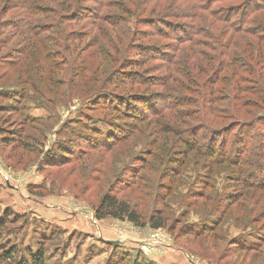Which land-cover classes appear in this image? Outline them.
Returning a JSON list of instances; mask_svg holds the SVG:
<instances>
[{"label":"rangeland","instance_id":"rangeland-1","mask_svg":"<svg viewBox=\"0 0 264 264\" xmlns=\"http://www.w3.org/2000/svg\"><path fill=\"white\" fill-rule=\"evenodd\" d=\"M191 1L193 6V0L188 3ZM243 1L246 0H229L226 6L216 4L215 10L227 13L229 7ZM4 7L8 14L2 21L14 19L9 4ZM120 7L119 0H109L101 10L103 21L97 26L91 20L66 26L71 36L52 46L46 55L34 56V62L17 59L14 64L8 63L5 56L0 60V221H6L0 228V264H18L27 259L30 249L39 247L44 248L46 264H157L151 257L163 256L170 249L189 264H264V127H254L251 120L264 116V108L249 107L248 114H243V109L237 111L242 112L241 119L249 127L237 128L232 138H227L224 126L236 120L237 112L231 104L238 92L232 89V74L227 69L223 74L216 71L222 63L232 69L235 57L247 58L240 49L244 45L257 48L260 40L227 31L222 38L226 43L223 54L218 52L216 62L210 66L199 64L200 71L191 62L196 58L200 61V48L183 44L163 58L172 56L175 63L171 77L187 89L176 84L161 87L163 68L168 64L155 60L147 64L154 69L153 74H125V58L131 54L132 59L136 57L132 49L139 41L134 40L126 52H121L124 45L115 39L121 28H127L132 35L141 34L158 22L147 13H139L141 17H133L131 11L124 14ZM257 16L264 21V12ZM149 21L152 25H147ZM225 27L215 23L213 28L220 35L225 33ZM3 29L5 38L17 34L11 26ZM192 39H196L195 44L202 40L199 36ZM157 41L162 40L154 38L151 42ZM260 45L264 50L262 40ZM116 48L120 54H115ZM54 65L55 71L50 68ZM183 69L190 75L188 82L182 77ZM130 76L149 82L131 86L126 82ZM117 78L122 83L118 87ZM214 78L228 81L214 86ZM147 84L154 86L147 89ZM257 90L264 93V89L252 91ZM109 91L127 98L119 102L122 111L103 108L110 100ZM167 92L181 96L190 106L178 107L176 102L175 109L165 111L168 104L162 98ZM144 93L151 97L140 98ZM211 94L219 109L213 115L217 118L210 117L217 132L214 143L211 133L201 138L203 130L198 126L200 107L209 106ZM246 97V105H255L259 94ZM124 105L132 114L141 111L148 115L140 119L128 112L122 115ZM109 128H120L125 141H116L108 150L90 148L105 145L114 135ZM244 129H252L254 140L243 155L242 138L235 142L233 136ZM99 132L104 139H98ZM194 132L198 141L189 139ZM4 135L12 136L9 144L2 140ZM61 144L76 146V156H70L60 166H48L51 156H47H54ZM212 146L220 156L216 161L211 159V152H206ZM239 165L244 168L242 173ZM131 184L143 188V200L138 204L144 220L149 222L155 211H162L164 228L154 230L149 223L140 228L126 221L96 220L94 210L101 198L110 191L130 193L127 188ZM108 221L110 226H106ZM192 227L209 234L198 239L181 235L182 229L191 232ZM113 231L119 241L124 237L127 242L130 236L138 241L134 247L108 241L106 233ZM154 233L159 234L164 249L143 253L139 242L151 239ZM239 244L256 247L257 252L241 251Z\"/></svg>","mask_w":264,"mask_h":264},{"label":"trees","instance_id":"trees-1","mask_svg":"<svg viewBox=\"0 0 264 264\" xmlns=\"http://www.w3.org/2000/svg\"><path fill=\"white\" fill-rule=\"evenodd\" d=\"M119 1L121 2L120 10L124 14L129 15L130 13H127L126 11H131L132 16L138 15V17H141L139 13H147V15L149 14L150 17H154V20H156L159 25L152 26L153 29L143 31L141 34H137L136 32L133 33V35L130 31H127V28H121L119 34L116 35V41L119 44L124 45L121 52H126V49H128L132 45L134 40L139 41V45L135 44V47L132 49V53L136 52L134 55L136 57L132 59L133 56L131 54L129 55V58H125L123 64H128L127 69H131L128 71L127 69H124L125 74H132L133 72L153 74L152 71L154 69L147 64L150 62H154L155 60H159L168 64L163 68V73H165V82L163 81V83L159 85L161 87H168L170 84H176L182 89H187L182 82L176 80V78L171 77L174 74V67L172 66L175 62L172 61V56H168L166 57L167 59H164V54H170L176 51V49L180 48V46L183 44H193L192 46L196 45L195 47L200 48V52L198 53L200 61H197L196 58L195 61L191 60V62H193V64L195 65L193 66V68L200 71L199 64L210 66L214 62H216L215 60L218 56V52L219 55L223 54L226 48V43L223 42L222 38L226 36L227 31L241 37L247 35L260 40L259 42H257V48H253L252 45L247 48V46L244 45L243 49L241 48L240 51L243 50L244 54L247 55V58L235 57L231 62L232 69H230L229 67L225 68L224 64L222 63L218 66L216 71L223 74V71L227 69L228 72L232 74L230 78V82H232V89H237L238 92L237 95L233 98L234 104H231L234 112L243 109V114H248L247 108L249 107L256 109H259L260 107L264 108V93L260 90L255 91V93L252 91L253 89H264V50H262V46L260 45L261 40L264 42V21H261L257 16L260 15V13L264 12V0L243 1L240 4L229 7L227 13L223 14L218 13L215 10V6L216 4L226 6L225 4L229 0H193V6H191L193 2L191 1V3H188V0H182L185 1L184 3H181V0ZM108 2L109 0H0V60H2V58L5 56V62L8 63L14 64L17 59L21 61L32 60L34 62V56L43 53H45L46 55L49 49L52 48V46H55L59 41H65L67 38H69V36H71L65 31L66 26L74 23L81 24L84 20H91L92 25L95 26H97L98 22H102L103 17L101 15V10L102 8L108 6ZM7 4H9V7H11V11L14 12L12 16V18L14 19H5L4 21H2V18H4L6 14H8V8L6 9L4 7ZM152 5L153 7H151ZM231 9L233 10L232 12ZM19 10L21 11V14L18 13ZM212 18L214 21L212 20ZM215 23H222L226 26V29L224 28V34H216L215 29L213 28L215 26ZM147 25H152L151 21L147 22ZM8 26L13 27L17 34H13V36L10 38H5L3 28H6ZM180 30L184 31L182 32L183 34L181 33L182 35L179 33ZM177 33L182 37H178ZM2 36H4V39H1ZM196 36L202 38L200 44L194 43L196 39L193 40L192 38ZM154 38H160V40L162 41L151 42ZM204 38L205 40H203ZM164 39H166L169 43H164ZM214 45H216V47H213ZM9 46H12V49L10 51H7L8 53H5V48H8ZM165 47L167 48L165 49ZM117 52L118 48L115 49V54H120ZM98 67L102 68V65ZM50 68L55 71L56 66L54 65ZM133 68H139V71H136L137 69ZM166 72H169V75H167ZM182 77L187 82L189 81L190 75L188 74L186 69L182 70ZM126 80V82L130 83L131 86L139 85L141 83L146 84L149 82L145 79L134 80L131 76ZM214 80V86H216V84H221L228 81L226 79H218L216 81L215 78ZM116 81V86L118 87L121 81L118 78L116 79ZM243 84L246 85L242 87ZM256 84H258L259 87ZM153 86L154 84H147L146 88L148 89L149 87ZM258 94V102L255 105L252 103V105H246L247 95L255 96ZM109 95L110 100H108V102L103 105V108H113V111L118 112L122 111L123 109L122 106L120 107L121 103L119 102L120 100L126 101L127 98L123 94H119L114 91H109ZM139 96L140 98L145 97L146 99L151 97L146 93L140 94ZM212 96L213 94H211V97H209V106L205 105V107H200L201 111L199 112V116L201 117V119H198V126L203 130V133L201 132V138L206 139L208 135L205 134L211 133L210 137H212V143H214L216 142L215 135L217 132L213 128L212 124H214V122L210 117H215L213 115L218 113L219 109L215 105L216 100L212 99ZM146 99L141 100V102H144ZM162 101L168 104V106L166 107L167 110L165 111L175 109L174 104H176V102L178 103V107H180L181 105H185L187 107L190 104L189 102L184 101L181 96H176L174 92L165 93ZM115 102L117 103V107H115ZM145 102L142 105H144ZM100 104H102V99L100 100ZM197 104V102L194 103V105ZM126 106L127 105L123 106L125 111L121 113L122 115L130 111V109ZM127 114L135 115V117H137L138 119L148 115V113H144L141 111H137L136 114H132L130 112H128ZM234 116L236 117V120L232 121L231 124L224 126L226 130L223 131V134L227 132V138H232V133L237 128L246 129L249 127L248 122L241 119V117L243 116L242 112H237L234 114ZM251 120L254 122V127H256L257 125L261 126L262 128L264 127V116L254 117ZM109 129L111 130V134L114 135L108 138L107 142H104L105 145L97 146L98 144H94L90 146V148L95 149L97 147H101L104 150H108L110 149L111 145L116 143V141H125L124 137L121 136V133L123 132L120 128ZM245 129L240 134L233 136L234 138H236L235 142H238V140L242 138L240 142V152H242L243 155L247 152L248 148L252 146L251 144L254 140V137L252 135L254 133L252 132V129L251 132ZM199 130L200 129H198L197 131ZM190 134L191 136L189 137V139L194 141L199 140L196 135L197 132ZM98 136V139H104L103 133L99 132ZM11 138L12 136L4 135L2 137V140L5 143L9 144ZM191 143L193 145L197 144L193 142ZM221 143L222 142H220V144ZM77 146L80 148L79 145ZM125 151L127 152V150ZM74 152H76V146L75 148H72L68 145L61 144L57 148L56 153L53 154L54 156H47V158L51 156L49 161H47V165L60 166L62 165V163H64L65 160L70 159V156H76V153ZM206 152H211L210 154L213 155L211 156V159L215 161L218 157H220L217 151H215V146H212L210 150H206ZM260 154L261 153H259V155ZM261 157L264 158L263 155ZM247 159L249 158L247 157ZM238 163L234 164L236 165ZM236 166L238 168V165ZM239 171H241L240 173H242V171H244V168L241 166V169ZM113 172V175H115V171ZM127 189V191L130 193H125L126 191L123 192L125 194H122V192L119 194H113V192L111 191L106 193L101 198L98 206L94 210L96 220L102 221L111 219L122 222L126 221L140 228L146 227V225L149 223L151 228L154 230L164 228L166 225V219L162 211H155L154 214L150 217L149 222H146L142 213H140V205L138 203L143 200V188L135 187L133 184H131ZM161 204L164 205L163 202H161ZM5 222L0 221V228H3L5 226ZM192 230L193 231L191 232H187L186 229H182L181 235L183 237H194L195 239H198L206 233L209 234V232L206 230L204 231L194 229L193 227ZM238 248H240L241 251H245L246 253H256V250L258 249H254L256 247H251L245 244H239ZM11 256H13V254H11ZM18 264H46V253L44 251V248L39 247L36 250L30 249L28 251L27 259L24 258L20 262L18 261Z\"/></svg>","mask_w":264,"mask_h":264},{"label":"crops","instance_id":"crops-1","mask_svg":"<svg viewBox=\"0 0 264 264\" xmlns=\"http://www.w3.org/2000/svg\"><path fill=\"white\" fill-rule=\"evenodd\" d=\"M105 223H107L106 226H110L111 225V222H109V221L105 222ZM106 234L108 236V241H118V242L122 241V242L125 243L124 245H127V246L134 247L133 246L134 243L136 244L137 241H138L137 238L134 237V236H130L128 238L129 241H127V242H125V238L124 237L122 239H120V241H119V236L117 235V233L115 231L108 232ZM139 244L141 245V242H139ZM140 245H139V247H140ZM151 259L157 264H189V263H187L185 261H182L180 259V257L177 254L174 253V250H171V249L167 253L163 254V256H158V255L155 256V255H153L151 257Z\"/></svg>","mask_w":264,"mask_h":264},{"label":"built area","instance_id":"built-area-1","mask_svg":"<svg viewBox=\"0 0 264 264\" xmlns=\"http://www.w3.org/2000/svg\"><path fill=\"white\" fill-rule=\"evenodd\" d=\"M152 235L151 239H147L144 243H141L139 248L143 253H150L164 249L165 244L160 241L159 234L154 233Z\"/></svg>","mask_w":264,"mask_h":264},{"label":"water","instance_id":"water-1","mask_svg":"<svg viewBox=\"0 0 264 264\" xmlns=\"http://www.w3.org/2000/svg\"><path fill=\"white\" fill-rule=\"evenodd\" d=\"M111 245H117L118 242H110Z\"/></svg>","mask_w":264,"mask_h":264}]
</instances>
